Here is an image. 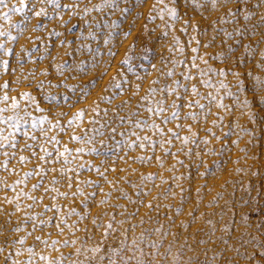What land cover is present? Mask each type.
Instances as JSON below:
<instances>
[{"label":"rangeland","instance_id":"374dc122","mask_svg":"<svg viewBox=\"0 0 264 264\" xmlns=\"http://www.w3.org/2000/svg\"><path fill=\"white\" fill-rule=\"evenodd\" d=\"M0 264H264V0L0 2Z\"/></svg>","mask_w":264,"mask_h":264},{"label":"snow or ice","instance_id":"6c2138e0","mask_svg":"<svg viewBox=\"0 0 264 264\" xmlns=\"http://www.w3.org/2000/svg\"><path fill=\"white\" fill-rule=\"evenodd\" d=\"M0 2H3V0H0ZM18 10L22 11V9H18ZM38 15H39V13H38Z\"/></svg>","mask_w":264,"mask_h":264}]
</instances>
